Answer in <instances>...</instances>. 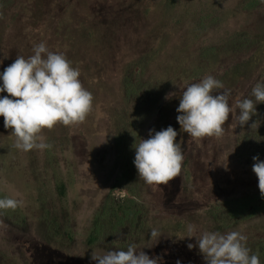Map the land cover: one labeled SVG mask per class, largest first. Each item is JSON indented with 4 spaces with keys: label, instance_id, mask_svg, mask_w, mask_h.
<instances>
[{
    "label": "rangeland",
    "instance_id": "374dc122",
    "mask_svg": "<svg viewBox=\"0 0 264 264\" xmlns=\"http://www.w3.org/2000/svg\"><path fill=\"white\" fill-rule=\"evenodd\" d=\"M246 1L0 0V74L44 42L80 70L94 97L84 123L43 131L51 148L42 151L17 150L0 116V198L24 202L0 210V264H96L92 251L129 244L161 257L159 264H206L198 245L187 247L196 245L189 224L194 235L241 232L264 264V210L239 215L241 205L249 213L259 202L252 158L264 161V103L243 127L236 107L264 82V0L243 10ZM207 75L224 85L213 95L231 93L232 112L222 137L193 139L176 109L186 86ZM168 126L178 132L181 173L148 185L133 145ZM127 200L136 203L137 222L114 227L110 212ZM95 224L100 234L90 242Z\"/></svg>",
    "mask_w": 264,
    "mask_h": 264
},
{
    "label": "clouds",
    "instance_id": "9594fccd",
    "mask_svg": "<svg viewBox=\"0 0 264 264\" xmlns=\"http://www.w3.org/2000/svg\"><path fill=\"white\" fill-rule=\"evenodd\" d=\"M33 53L28 58L18 55L0 74L3 81L0 93L8 94L0 97V116L4 127L11 129L10 135L15 138L13 146L23 152L51 148L42 135L45 129L50 131L58 124L66 127L82 124L93 110V94L79 79L80 70L74 68L63 53L50 51L44 42L34 45ZM221 89H224L223 83L207 75L182 91L176 119L180 128L193 139L223 136L232 108L228 90L213 95ZM251 96L254 99L236 102L241 127L257 114L256 104L264 103V82L255 84ZM177 136L172 126L160 131L152 129L148 139L133 145L134 165L140 180L148 185H167L180 175L184 155ZM252 159V171L264 197V161L258 156ZM124 189L114 190L116 199H123ZM23 203L22 199L5 196L0 198V210L14 211ZM187 231L188 238H196V245L189 243L187 247L191 250L198 245L206 264H261L257 254L250 255L248 238L239 231L224 234L204 231L194 235L196 226L192 224L187 226ZM158 236L159 232L153 228L151 238ZM91 259L96 264H159L162 258L149 257L144 251L137 253L136 245L129 244L126 251L110 250L103 255L92 251Z\"/></svg>",
    "mask_w": 264,
    "mask_h": 264
},
{
    "label": "trees",
    "instance_id": "16d2710c",
    "mask_svg": "<svg viewBox=\"0 0 264 264\" xmlns=\"http://www.w3.org/2000/svg\"><path fill=\"white\" fill-rule=\"evenodd\" d=\"M262 0H247L242 8L243 10H252L255 7H257ZM259 202L256 203V207H253V209L248 213L247 211V205H241L240 207V216H243L242 219L244 218H250L255 216L258 212L264 210V197L260 196ZM257 199V200H258ZM109 205L105 206V209L103 210L104 213H106V207ZM110 212V218L112 219V224L114 227H125L126 224L129 222L132 226H134L137 222V217L139 210L136 207V203L133 200H127L124 206H120L119 209H113ZM102 213V214H104ZM109 213V211H107ZM246 213V214H245ZM100 234L98 231V225L95 224L93 232L91 233L89 240L92 242L93 237H97Z\"/></svg>",
    "mask_w": 264,
    "mask_h": 264
}]
</instances>
